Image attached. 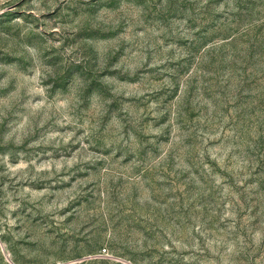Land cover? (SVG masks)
I'll use <instances>...</instances> for the list:
<instances>
[{"label":"rangeland","instance_id":"1","mask_svg":"<svg viewBox=\"0 0 264 264\" xmlns=\"http://www.w3.org/2000/svg\"><path fill=\"white\" fill-rule=\"evenodd\" d=\"M0 264H264V0H0Z\"/></svg>","mask_w":264,"mask_h":264}]
</instances>
